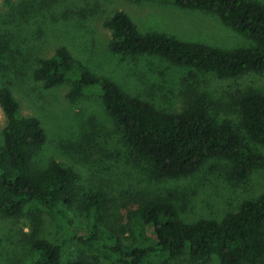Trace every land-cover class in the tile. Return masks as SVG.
<instances>
[{
    "label": "trees",
    "instance_id": "obj_1",
    "mask_svg": "<svg viewBox=\"0 0 264 264\" xmlns=\"http://www.w3.org/2000/svg\"><path fill=\"white\" fill-rule=\"evenodd\" d=\"M163 1L181 9L213 13L253 43L227 49L166 32H142L127 12L116 10L103 22L111 33L110 50L129 56L157 55L174 65L211 72L222 79L264 72L262 2ZM72 74L79 78L68 97L73 100L87 91L98 93L123 142L158 179L193 174L213 158L228 160L229 176L239 182L253 170L264 168V153L252 145H264V91L260 89L247 87L237 95L234 104L241 120L236 127L231 120L213 115L202 94L181 111L159 109L128 94L114 80L92 72L64 45L51 56L38 59L33 77L52 88ZM0 107L7 121L0 148V213L20 218L34 210L43 211L67 234L55 241L34 237L32 248L39 256L29 264H103L102 257L113 264H170L182 257L193 262L216 257L220 264H264V192L221 219L193 223L181 219L173 202L149 198L129 208L118 229L108 222L104 192L81 190L77 169L55 158L44 168L34 167L33 158L45 144L47 132L38 117L22 113L20 101L8 86H0ZM75 204L87 220L83 229L74 228L69 214ZM74 242L82 244L85 251L65 262L63 252Z\"/></svg>",
    "mask_w": 264,
    "mask_h": 264
},
{
    "label": "rangeland",
    "instance_id": "obj_2",
    "mask_svg": "<svg viewBox=\"0 0 264 264\" xmlns=\"http://www.w3.org/2000/svg\"><path fill=\"white\" fill-rule=\"evenodd\" d=\"M258 1L264 4V0ZM116 10L127 12L142 32L156 30L227 49L253 43L213 13L181 9L163 0H0V86L10 87L22 113L38 117L47 132L45 144L33 158L34 167L44 168L55 158L77 169L81 190L104 192L108 222L118 229L125 223L127 210L149 198L173 202L181 219L193 223L221 219L263 193L264 168L253 170L239 182L230 178V163L224 158L210 159L187 176L158 179L123 142L98 93L87 91L73 100L68 97L79 75L72 74L52 88L34 79L38 59L64 45L92 72L114 80L128 94L159 109L181 111L202 94L213 115L240 126L234 104L237 95L247 87L264 91V72L222 79L157 55L115 54L109 48L110 30L103 22ZM6 123L0 107V148ZM252 145L264 153L263 144ZM69 214L74 228L86 227L85 214L77 204ZM36 236L55 241L67 234L43 211L34 210L20 218L0 213V264H29L37 259L39 252L32 248ZM84 251L82 244L71 243L63 260L75 259ZM101 262L113 264L105 257ZM170 264L220 263L216 257L206 262L182 257Z\"/></svg>",
    "mask_w": 264,
    "mask_h": 264
}]
</instances>
